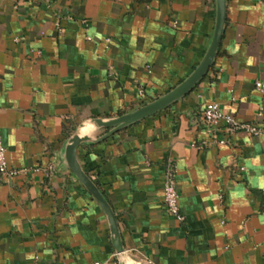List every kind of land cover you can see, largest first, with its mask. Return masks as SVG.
I'll list each match as a JSON object with an SVG mask.
<instances>
[{
	"label": "crops",
	"instance_id": "crops-1",
	"mask_svg": "<svg viewBox=\"0 0 264 264\" xmlns=\"http://www.w3.org/2000/svg\"><path fill=\"white\" fill-rule=\"evenodd\" d=\"M216 0H0V264H118L107 216L66 166L69 137L184 80L212 41ZM264 0H228L213 66L168 108L78 149L129 255L151 264H264ZM143 90V94H140ZM106 130L91 132L98 137ZM225 140V142H221ZM176 166L183 220L166 213Z\"/></svg>",
	"mask_w": 264,
	"mask_h": 264
},
{
	"label": "water",
	"instance_id": "water-1",
	"mask_svg": "<svg viewBox=\"0 0 264 264\" xmlns=\"http://www.w3.org/2000/svg\"><path fill=\"white\" fill-rule=\"evenodd\" d=\"M228 12V0H216V24L212 41L196 68L179 84L168 90L161 96L146 102L135 110L115 117L101 118L94 117L89 120L87 131L76 130L68 139L64 150V161L66 166L74 173L92 196L103 208L111 229L112 240L116 251L118 264H143L132 258L127 252L120 234V227L116 214L91 176L84 170L78 159V149L85 142H99L113 133L142 121L183 99L196 85L205 77L213 66L218 54L221 41L225 32ZM95 130H106L98 137H93L91 132Z\"/></svg>",
	"mask_w": 264,
	"mask_h": 264
},
{
	"label": "built area",
	"instance_id": "built-area-1",
	"mask_svg": "<svg viewBox=\"0 0 264 264\" xmlns=\"http://www.w3.org/2000/svg\"><path fill=\"white\" fill-rule=\"evenodd\" d=\"M30 2L36 0H28ZM256 88L262 90L264 87V82L261 80H257ZM140 94H143V90H140ZM264 108L261 107L257 116L261 117L263 115ZM203 120L209 126L210 129H215L219 127L221 124L224 125V128L229 132H239L244 131L251 135L258 136L264 134V131L258 128L256 125L248 122H241L237 120L234 116L230 114H225L222 112L221 107L218 103L213 102L209 103L204 111H203ZM221 142H225V140H221ZM27 168L17 169L11 168L8 165L7 161V147L5 146L2 138L1 127H0V174L6 176L8 178H12L17 176L22 172H26ZM175 172L176 166L173 160H169L168 168L165 173V180L163 186L164 192V203L166 213L170 216L176 217L179 220H183L184 216L180 207V194L175 180ZM143 264H151L144 263ZM95 264H102L100 262H96Z\"/></svg>",
	"mask_w": 264,
	"mask_h": 264
},
{
	"label": "bare ground",
	"instance_id": "bare-ground-1",
	"mask_svg": "<svg viewBox=\"0 0 264 264\" xmlns=\"http://www.w3.org/2000/svg\"><path fill=\"white\" fill-rule=\"evenodd\" d=\"M88 129H89V128H87V130H88ZM87 130H86V131H87Z\"/></svg>",
	"mask_w": 264,
	"mask_h": 264
}]
</instances>
